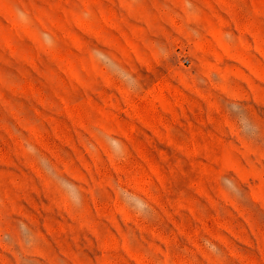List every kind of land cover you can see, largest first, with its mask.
<instances>
[{
  "label": "rangeland",
  "instance_id": "374dc122",
  "mask_svg": "<svg viewBox=\"0 0 264 264\" xmlns=\"http://www.w3.org/2000/svg\"><path fill=\"white\" fill-rule=\"evenodd\" d=\"M0 264H264V0H0Z\"/></svg>",
  "mask_w": 264,
  "mask_h": 264
},
{
  "label": "built area",
  "instance_id": "2783aa9c",
  "mask_svg": "<svg viewBox=\"0 0 264 264\" xmlns=\"http://www.w3.org/2000/svg\"><path fill=\"white\" fill-rule=\"evenodd\" d=\"M185 63H186V64H189V61L186 60Z\"/></svg>",
  "mask_w": 264,
  "mask_h": 264
}]
</instances>
